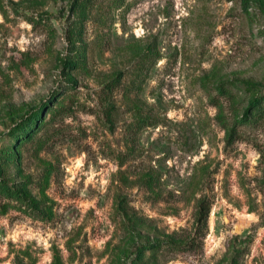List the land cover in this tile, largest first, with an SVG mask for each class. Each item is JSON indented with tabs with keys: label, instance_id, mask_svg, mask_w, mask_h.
I'll return each instance as SVG.
<instances>
[{
	"label": "rangeland",
	"instance_id": "rangeland-1",
	"mask_svg": "<svg viewBox=\"0 0 264 264\" xmlns=\"http://www.w3.org/2000/svg\"><path fill=\"white\" fill-rule=\"evenodd\" d=\"M0 264H264V0H0Z\"/></svg>",
	"mask_w": 264,
	"mask_h": 264
},
{
	"label": "trees",
	"instance_id": "trees-1",
	"mask_svg": "<svg viewBox=\"0 0 264 264\" xmlns=\"http://www.w3.org/2000/svg\"><path fill=\"white\" fill-rule=\"evenodd\" d=\"M247 0H244V3ZM258 100V101H257ZM259 99H254V102L256 104L259 103ZM45 106V103L42 104L39 110H35L34 113H31L28 117H26V122L24 123V129H20V134L21 135H26V137L30 136L31 133V128L33 125V122H36V120L39 118L40 111L43 109ZM244 117L248 115V110L244 111ZM235 136V129H231L227 135V142H230L234 139ZM209 210H210V201L206 198H202L198 202V207H197V213H196V218H195V231L196 233H202L204 229L207 227V219L209 216ZM205 233L202 235L204 236Z\"/></svg>",
	"mask_w": 264,
	"mask_h": 264
}]
</instances>
